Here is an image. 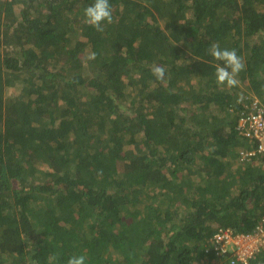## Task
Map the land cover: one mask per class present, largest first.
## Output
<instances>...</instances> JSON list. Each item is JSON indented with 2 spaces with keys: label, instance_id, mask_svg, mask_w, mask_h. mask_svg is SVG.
I'll return each instance as SVG.
<instances>
[{
  "label": "trees",
  "instance_id": "1",
  "mask_svg": "<svg viewBox=\"0 0 264 264\" xmlns=\"http://www.w3.org/2000/svg\"><path fill=\"white\" fill-rule=\"evenodd\" d=\"M92 2L0 0V264H240L213 245L264 218L238 130L264 107V0H110L103 32ZM212 42L245 64L237 87Z\"/></svg>",
  "mask_w": 264,
  "mask_h": 264
},
{
  "label": "clouds",
  "instance_id": "2",
  "mask_svg": "<svg viewBox=\"0 0 264 264\" xmlns=\"http://www.w3.org/2000/svg\"><path fill=\"white\" fill-rule=\"evenodd\" d=\"M83 21L98 32H103L106 25L114 22V15L110 0H93L91 4L83 9ZM208 54L212 57L215 64V83L221 88H234L239 85L238 76L244 70L245 64L235 49L222 48L219 42H212L208 48ZM95 52H89L86 59L94 60ZM151 73L157 81H164L166 68L163 65H153ZM244 152L241 150V153ZM248 152V151H246ZM254 158V157H253ZM253 158L246 161L241 156L244 165L252 164ZM264 173V161L261 162ZM263 219V218H262ZM48 264H55V255H50ZM87 257L83 254L72 255L67 259V264H86Z\"/></svg>",
  "mask_w": 264,
  "mask_h": 264
},
{
  "label": "built area",
  "instance_id": "3",
  "mask_svg": "<svg viewBox=\"0 0 264 264\" xmlns=\"http://www.w3.org/2000/svg\"><path fill=\"white\" fill-rule=\"evenodd\" d=\"M238 130L246 139L257 142V149L242 152L244 160L250 161L255 156L264 155V107L255 101L250 107L248 114L240 121ZM214 249L217 254L235 253L237 262L247 264L250 258L264 250V218L252 234H235L232 230H220L214 237ZM233 246V247H232Z\"/></svg>",
  "mask_w": 264,
  "mask_h": 264
},
{
  "label": "crops",
  "instance_id": "4",
  "mask_svg": "<svg viewBox=\"0 0 264 264\" xmlns=\"http://www.w3.org/2000/svg\"><path fill=\"white\" fill-rule=\"evenodd\" d=\"M261 176H264V174H260Z\"/></svg>",
  "mask_w": 264,
  "mask_h": 264
}]
</instances>
